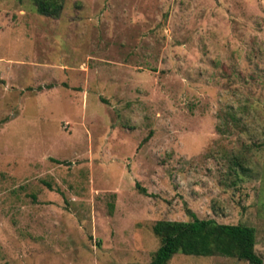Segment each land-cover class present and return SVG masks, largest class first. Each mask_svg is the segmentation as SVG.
Masks as SVG:
<instances>
[{
	"label": "rangeland",
	"instance_id": "374dc122",
	"mask_svg": "<svg viewBox=\"0 0 264 264\" xmlns=\"http://www.w3.org/2000/svg\"><path fill=\"white\" fill-rule=\"evenodd\" d=\"M194 215L264 261V0H0V264H149Z\"/></svg>",
	"mask_w": 264,
	"mask_h": 264
},
{
	"label": "trees",
	"instance_id": "16d2710c",
	"mask_svg": "<svg viewBox=\"0 0 264 264\" xmlns=\"http://www.w3.org/2000/svg\"><path fill=\"white\" fill-rule=\"evenodd\" d=\"M36 11L57 17L63 0H33ZM161 243L149 264H167L176 253L236 257L249 264H264L254 249L255 230L244 224L219 223L212 218L193 216L190 221L165 220L156 225Z\"/></svg>",
	"mask_w": 264,
	"mask_h": 264
},
{
	"label": "crops",
	"instance_id": "0c3cea01",
	"mask_svg": "<svg viewBox=\"0 0 264 264\" xmlns=\"http://www.w3.org/2000/svg\"><path fill=\"white\" fill-rule=\"evenodd\" d=\"M2 91V90H1Z\"/></svg>",
	"mask_w": 264,
	"mask_h": 264
}]
</instances>
